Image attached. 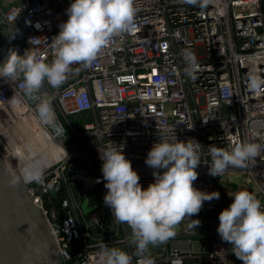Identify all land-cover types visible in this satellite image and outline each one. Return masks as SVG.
<instances>
[{
    "label": "built area",
    "instance_id": "obj_1",
    "mask_svg": "<svg viewBox=\"0 0 264 264\" xmlns=\"http://www.w3.org/2000/svg\"><path fill=\"white\" fill-rule=\"evenodd\" d=\"M69 4L70 0H0V34L19 15L29 30L25 35L17 29L4 42L0 60L7 57L8 42L17 45L20 54L29 48L52 60L49 43L67 19ZM134 7L129 30L113 35L89 66L73 64L61 85L53 87L45 80L40 89L28 93L20 86L22 74L10 82L0 79V111L24 109L59 150L60 157L39 180L26 182L29 193L47 218L60 264H102L99 253L105 245L128 252L132 264L144 256L155 264H185L187 259L221 264V249L226 250L225 264H242L228 255L227 242L219 234L205 254L170 244L181 242L171 238L162 242L159 252H140L131 239V227L117 221L103 201L107 189L99 156L106 147L117 146L112 142L124 143L126 158L146 188L154 177L145 158L160 134L175 133L183 141L195 138L201 143V164L193 184L211 192L218 191L219 176L208 173L210 146L230 150L238 142H255L262 146L257 156L243 168L230 165L220 178L247 174L259 199L264 198V89L252 91L248 86L251 75L264 78V0H207L203 7L185 0H134ZM185 49L197 57L194 78L184 72ZM42 99L51 100V123L38 119L36 107ZM73 117L85 122L73 124ZM100 189V205L84 213L80 192ZM213 210L218 215L222 211L219 199L205 201L198 214ZM184 226L175 234L193 233L182 231Z\"/></svg>",
    "mask_w": 264,
    "mask_h": 264
},
{
    "label": "clouds",
    "instance_id": "obj_2",
    "mask_svg": "<svg viewBox=\"0 0 264 264\" xmlns=\"http://www.w3.org/2000/svg\"><path fill=\"white\" fill-rule=\"evenodd\" d=\"M185 2L203 7L207 0ZM135 11L134 0H70L65 9L67 19L58 25V33L48 42L54 58L45 60L29 48L23 54L14 47L9 48L7 57L0 60V79L10 82L22 74L20 86L28 93L40 89L45 80L53 87L61 85L73 64L89 66L113 35L129 30ZM183 59L185 75L194 78L198 68L196 54L185 49ZM248 86L252 91L264 89V78L251 75ZM12 101L17 102L15 97ZM36 112L43 123H51L54 119L50 99H42ZM112 144L117 146L106 147L99 156L107 189L103 201L117 221L131 227V239L140 252L149 244L155 246L174 236L175 226L183 218L198 214L205 201L219 199V191L200 190L193 184L199 175L197 166L201 164V143L195 138L183 141L175 133L171 136L160 134L145 158L154 177L146 188L142 187L131 160L126 158L124 143ZM261 148L258 143L246 141L238 142L230 150L210 146L212 162L208 164V173L220 177L230 165L243 168ZM63 151L68 156L65 148ZM39 179L40 167L35 162L23 168L19 175L15 169L8 171V181L13 185L22 180ZM229 196L232 202L218 215L217 233L222 241L231 244L230 251L243 264H264V206L248 189ZM194 220L197 227L201 221ZM225 251L217 252L223 253L219 256L221 264L226 262ZM99 256L102 264H132V256L116 247L105 245ZM139 264H155V261L144 256Z\"/></svg>",
    "mask_w": 264,
    "mask_h": 264
},
{
    "label": "water",
    "instance_id": "obj_3",
    "mask_svg": "<svg viewBox=\"0 0 264 264\" xmlns=\"http://www.w3.org/2000/svg\"><path fill=\"white\" fill-rule=\"evenodd\" d=\"M37 1V0H35ZM20 29L25 35L29 30L23 23V15L17 16L0 34V47L15 31ZM0 148V264H60L59 250L51 234L47 218L42 209L34 203L26 182L21 181L13 185L8 181V171L15 169L11 158L3 154ZM15 173H19L15 169ZM76 188H81L78 181H74ZM97 192H80L84 194L82 210L84 213L96 209L100 203ZM218 233L208 229L197 233H179L171 237L172 240H194L213 238ZM152 251L159 252L163 244L148 245ZM228 255L231 244L227 242ZM229 264V263H228Z\"/></svg>",
    "mask_w": 264,
    "mask_h": 264
},
{
    "label": "bare ground",
    "instance_id": "obj_4",
    "mask_svg": "<svg viewBox=\"0 0 264 264\" xmlns=\"http://www.w3.org/2000/svg\"><path fill=\"white\" fill-rule=\"evenodd\" d=\"M7 45L17 48L11 42ZM23 112L24 109L16 107L0 111V148L11 158L19 174L34 162L39 165L41 173L57 161L59 150L38 121L27 111Z\"/></svg>",
    "mask_w": 264,
    "mask_h": 264
},
{
    "label": "crops",
    "instance_id": "obj_5",
    "mask_svg": "<svg viewBox=\"0 0 264 264\" xmlns=\"http://www.w3.org/2000/svg\"><path fill=\"white\" fill-rule=\"evenodd\" d=\"M250 176L247 174H237L234 175V177L231 178H221L220 180H218V191L220 193V208L221 210H223L224 208L228 207V205L232 202V197H230L229 195L234 194L236 191H239L241 189H248L251 192L255 193L257 195V197L259 198V194H257V187L256 185H252L250 182ZM229 194V195H228ZM261 199V203L264 206V198H260ZM199 215H205L208 216L209 214H199ZM215 222V223H214ZM196 221H193V223H188V224H184L185 226L182 228V231H184V229L186 231H193V233H197L198 231L201 230H211V231H216L219 221H207V222H202L200 223L197 227H195L196 225ZM217 232V231H216ZM212 241V238H203V239H194V240H185V239H181V242H177V241H172L170 244H176V243H180L181 245H183L184 247H188L191 248V250L194 253H198V254H205L210 246V243ZM231 256L235 259V260H239L234 253L230 252ZM199 256V255H198ZM241 261V260H239ZM185 264H199V260L197 259H187ZM243 264V262H242Z\"/></svg>",
    "mask_w": 264,
    "mask_h": 264
},
{
    "label": "rangeland",
    "instance_id": "obj_6",
    "mask_svg": "<svg viewBox=\"0 0 264 264\" xmlns=\"http://www.w3.org/2000/svg\"><path fill=\"white\" fill-rule=\"evenodd\" d=\"M71 122L74 124V123H77L78 125H81L83 122H85V120L82 118V119H80V118H78V117H73V118H71ZM2 123V122H1ZM4 145L7 147V145L4 143ZM8 148V147H7ZM221 178L219 177L218 178V180H220ZM250 183L252 184V185H254L253 183V180L252 179H250ZM96 198H97V196H96ZM192 218V219H191ZM191 218H189V217H185V218H183L176 226H175V228H174V231L176 232L177 231V229H178V227L179 226H182V225H184V224H188V223H193V221H195L194 219H199L200 221H201V223L202 222H207V221H212V223H213V221H219L218 220V214H217V210H213V211H211L210 213H209V215L208 216H205V215H199V214H197V215H193ZM215 223V222H214ZM135 244V243H134ZM147 249L149 250L150 249V247L149 246H147Z\"/></svg>",
    "mask_w": 264,
    "mask_h": 264
}]
</instances>
